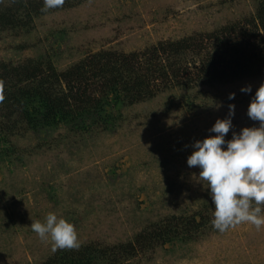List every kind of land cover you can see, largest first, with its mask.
<instances>
[{"label": "rangeland", "instance_id": "obj_1", "mask_svg": "<svg viewBox=\"0 0 264 264\" xmlns=\"http://www.w3.org/2000/svg\"><path fill=\"white\" fill-rule=\"evenodd\" d=\"M68 1L79 3L0 33V63L31 60L49 63L60 73L99 52L135 54L145 73L141 54L156 44L227 28L251 35V26L245 25L262 0ZM7 2L0 0V5ZM237 37L227 55L233 48L260 47L259 40ZM206 49L169 60L181 63L180 72L188 65L187 73L174 82L170 78L163 93L121 109L112 132L75 133L61 127L36 135L17 129L8 137L16 151L7 160L0 158V264H44L54 254L31 229L32 221H43L49 212L75 224L81 246L98 249L133 243L165 219L200 212L210 222L189 243L119 255V264H264V226L257 231L244 223L224 233L215 230L210 189L193 176L201 169L187 164L195 151L191 145L216 135L209 129L227 117L230 104L236 106L235 115L225 140L245 127H259L247 111L264 84V68L260 74L254 69V74L244 71L208 84L194 75ZM225 50L222 45L223 57ZM247 85L252 91L241 92ZM230 93L235 99L229 100Z\"/></svg>", "mask_w": 264, "mask_h": 264}, {"label": "trees", "instance_id": "obj_2", "mask_svg": "<svg viewBox=\"0 0 264 264\" xmlns=\"http://www.w3.org/2000/svg\"><path fill=\"white\" fill-rule=\"evenodd\" d=\"M78 3L66 0L62 7ZM42 7L43 0H8L7 4L0 5V33L31 25L33 19L46 14L41 12ZM247 25L251 26V35L227 28L156 44L141 54L145 73L135 54L99 52L60 73L49 63L36 65L31 60L18 65L0 63V78L6 82L5 100L0 103V158L7 160L15 153V147L7 139L15 135L17 129L36 135L61 127L75 133L114 131L122 118L121 109L163 93L170 78L174 82L187 73L188 65L183 64L180 72L181 63L169 64L168 61L190 51L199 54L200 50L209 49L200 60L199 72H194L197 80H208V84L238 78L244 71L254 74V69L260 74L264 68V0ZM238 35L259 40L260 47L244 48L240 52L233 48L227 55ZM222 45L226 47L224 57ZM186 81L192 82L191 79ZM164 221L150 232L138 235L133 243L106 249L81 246L78 250H58L44 264H119L120 256L130 257L136 250L189 243L201 227L209 224L210 217L199 212L186 218L172 216Z\"/></svg>", "mask_w": 264, "mask_h": 264}, {"label": "clouds", "instance_id": "obj_3", "mask_svg": "<svg viewBox=\"0 0 264 264\" xmlns=\"http://www.w3.org/2000/svg\"><path fill=\"white\" fill-rule=\"evenodd\" d=\"M65 2L43 0L41 12L48 13ZM5 86V80L0 78V103L5 100ZM251 91V85L241 88L244 93ZM235 95L230 93L229 100L235 99ZM228 107L227 117L217 119L209 129L216 135L191 145L195 151L188 157L187 164L201 169L198 177L195 173L193 176L210 189L215 205L211 224L215 230L224 233L248 223L259 231L264 226V84L256 91L247 111L251 120L259 122V127H245L239 133L233 132L231 140H225L233 128L236 106ZM31 229L42 242L50 243L53 253L81 247L75 224L56 212H49L43 221H32Z\"/></svg>", "mask_w": 264, "mask_h": 264}]
</instances>
